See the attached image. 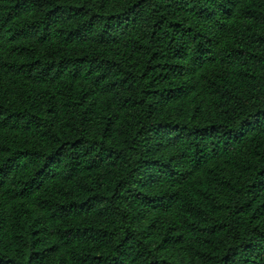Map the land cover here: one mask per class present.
I'll list each match as a JSON object with an SVG mask.
<instances>
[{
    "label": "trees",
    "instance_id": "1",
    "mask_svg": "<svg viewBox=\"0 0 264 264\" xmlns=\"http://www.w3.org/2000/svg\"><path fill=\"white\" fill-rule=\"evenodd\" d=\"M0 264H264V0H0Z\"/></svg>",
    "mask_w": 264,
    "mask_h": 264
}]
</instances>
